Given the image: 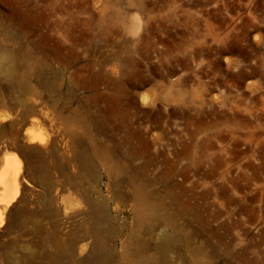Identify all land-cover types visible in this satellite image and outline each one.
Instances as JSON below:
<instances>
[{
	"label": "rangeland",
	"instance_id": "374dc122",
	"mask_svg": "<svg viewBox=\"0 0 264 264\" xmlns=\"http://www.w3.org/2000/svg\"><path fill=\"white\" fill-rule=\"evenodd\" d=\"M5 156L0 264H264V0H0Z\"/></svg>",
	"mask_w": 264,
	"mask_h": 264
},
{
	"label": "bare ground",
	"instance_id": "6f19581e",
	"mask_svg": "<svg viewBox=\"0 0 264 264\" xmlns=\"http://www.w3.org/2000/svg\"><path fill=\"white\" fill-rule=\"evenodd\" d=\"M7 58L10 60L9 55ZM12 67L7 69L8 76L12 74ZM0 170V228L1 226L7 224V217L11 206L15 200H18L19 189L22 186V170L17 169L14 160L5 156L1 163ZM51 187V184H47ZM23 225V223L18 224V226ZM76 247V245H74ZM74 247V248H75ZM75 264V263H74Z\"/></svg>",
	"mask_w": 264,
	"mask_h": 264
}]
</instances>
